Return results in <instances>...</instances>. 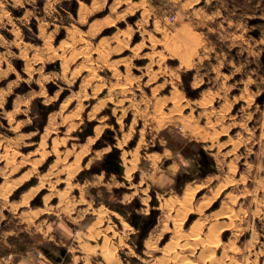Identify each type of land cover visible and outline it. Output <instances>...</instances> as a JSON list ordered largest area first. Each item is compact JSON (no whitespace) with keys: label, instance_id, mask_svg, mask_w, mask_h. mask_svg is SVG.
I'll list each match as a JSON object with an SVG mask.
<instances>
[{"label":"rangeland","instance_id":"1","mask_svg":"<svg viewBox=\"0 0 264 264\" xmlns=\"http://www.w3.org/2000/svg\"><path fill=\"white\" fill-rule=\"evenodd\" d=\"M0 264H264V0H0Z\"/></svg>","mask_w":264,"mask_h":264},{"label":"bare ground","instance_id":"2","mask_svg":"<svg viewBox=\"0 0 264 264\" xmlns=\"http://www.w3.org/2000/svg\"><path fill=\"white\" fill-rule=\"evenodd\" d=\"M125 115V114H124ZM122 141V140H121ZM120 142V141H119ZM125 142V141H124ZM119 147H120V145H119ZM135 150H136V148H135ZM138 150V149H137ZM137 155H138V153H137ZM122 157H123V159H124V162L125 163H127V161H129L128 159H127V155H126V152L124 151L123 152V155H122ZM135 161H136V159L134 158V159H131V166H125L124 167V169H123V172H124V179L126 180V181H130V179H131V176H132V171L135 169V167H136V165H135ZM58 164V163H57ZM123 166H124V164H122ZM126 165V164H125ZM54 172V171H53ZM73 172V171H72ZM70 177V176H69ZM39 189V188H38ZM188 189L189 190H191L192 188L189 186L188 187ZM188 190V191H189ZM37 192V191H36ZM189 194H190V192H189ZM195 195V194H194ZM189 198H191L189 195H188V197L186 198V200L185 201H181V203H180V207L178 208V213L180 214L182 211H183V209L185 208V207H187L186 205H187V202L189 201ZM169 200V199H168ZM166 201V202H160V205L157 207L158 209L159 208H165V207H167V208H172L171 207V205H170V203L169 202H171V201ZM188 206H190V205H188ZM192 208H194V207H191V210H192ZM171 211V210H170ZM225 211V210H224ZM181 215V214H180ZM233 216H234V213L231 211V209H228L225 213H224V215H223V217H225V219H229V218H233ZM186 217V216H185ZM221 217V216H220ZM177 225V224H176ZM217 224L215 223V224H213V227L215 228V226H216ZM219 225H221V226H227L228 227V229H229V226L230 225H228V223H226V221H223V222H220L219 221ZM217 227V226H216ZM210 229H212V225L210 226ZM216 233H217V231H216ZM194 234H195V236H193V238H195V241L193 242V243H190V245L192 244V245H196L197 243H199L200 241H198V237L196 236V235H198V232H194ZM200 234V233H199ZM213 234H214V231H213ZM192 235H193V233H192ZM215 235V234H214ZM178 243V242H177ZM216 246H217V244H215ZM214 245V246H215ZM186 246H189V242H188V245H187V243H185L184 242V244H183V247L182 248H184V247H186ZM108 254V253H107ZM106 256V255H105ZM107 257V256H106ZM109 257V256H108ZM111 257V256H110ZM109 257V258H110ZM108 258V259H109Z\"/></svg>","mask_w":264,"mask_h":264},{"label":"water","instance_id":"3","mask_svg":"<svg viewBox=\"0 0 264 264\" xmlns=\"http://www.w3.org/2000/svg\"><path fill=\"white\" fill-rule=\"evenodd\" d=\"M206 156V155H205ZM208 158V157H207ZM208 161H209V159H208ZM117 165H116V168H115V170L116 171H119V172H123V169H124V166L121 164V163H119V162H117L116 163ZM147 225V224H146ZM146 227V226H145Z\"/></svg>","mask_w":264,"mask_h":264},{"label":"flooded vegetation","instance_id":"4","mask_svg":"<svg viewBox=\"0 0 264 264\" xmlns=\"http://www.w3.org/2000/svg\"><path fill=\"white\" fill-rule=\"evenodd\" d=\"M113 155L112 154H110L109 156H108V158H107V161L108 162H110V163H112L113 162Z\"/></svg>","mask_w":264,"mask_h":264}]
</instances>
